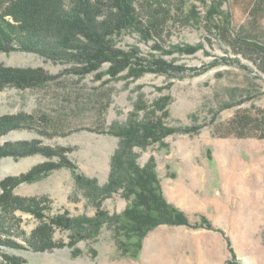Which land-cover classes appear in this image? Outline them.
<instances>
[{
	"label": "rangeland",
	"instance_id": "374dc122",
	"mask_svg": "<svg viewBox=\"0 0 264 264\" xmlns=\"http://www.w3.org/2000/svg\"><path fill=\"white\" fill-rule=\"evenodd\" d=\"M186 2L184 15H174L169 32L160 39L137 29L115 37L118 48L140 58L133 67L146 65L143 68L149 71L139 76L129 66L113 77L105 73L109 62L81 75L71 70L76 66L73 61H55L22 49L1 51L0 66L42 68L60 77L34 88L9 85L0 91V116H34L30 127L1 135L0 147L37 140L45 146L70 148L67 156L79 171L103 184L109 178L119 137L89 128L108 131L113 123L128 121L137 104L149 108L165 104L168 113L163 121L174 132L145 150L137 149L139 162L143 165L151 156L156 158L168 200L187 213L192 225L156 227L145 237L137 258L121 256L113 230L105 226L96 240L80 241L84 254L74 257L68 247L53 251L29 248L25 239L39 220L15 210L12 220L6 214L11 222L5 226H11L16 217L21 222L19 228H11L16 231L14 236L3 235L13 241L0 246V260L8 254L24 258V264H264V138L257 136L264 126L240 137L228 125L241 112L264 117L263 62L243 52L239 43L246 37L264 43V16L255 19L251 11L230 0ZM136 4L145 18L161 7L173 12L180 8L178 0H137ZM219 14L224 22L216 19ZM229 20L232 34L228 38L218 26ZM100 72L105 74L101 77ZM139 114L144 116V111ZM58 159L42 153L1 157L0 182ZM13 192L47 197L52 215L68 210L71 216H92L96 211L76 189L67 167L22 182ZM127 203L118 192L104 201V207L121 212ZM70 233L57 229L54 237L68 241ZM91 248L97 256H92Z\"/></svg>",
	"mask_w": 264,
	"mask_h": 264
},
{
	"label": "trees",
	"instance_id": "16d2710c",
	"mask_svg": "<svg viewBox=\"0 0 264 264\" xmlns=\"http://www.w3.org/2000/svg\"><path fill=\"white\" fill-rule=\"evenodd\" d=\"M230 2L241 4L246 11L253 13L255 19L264 16V0ZM136 3L137 0H0V52L22 49L40 53L55 61H73L76 66L71 70L81 75L96 71L105 62H109L110 67L105 73L113 77L129 66L132 73L139 76L149 70L143 68L145 64L133 67L134 63L139 64L140 58H135L136 54L133 52L118 48L115 37L137 29L149 37L160 39L165 32H169L167 27L174 15H184L187 2L178 0L180 8L175 12L172 8L161 7L151 12L147 18L140 13ZM220 15L216 19L223 21ZM231 16L232 11L229 12L230 19ZM230 23L229 20L227 24L218 26L223 37H231ZM209 30L211 31L210 28ZM239 39L240 36L236 41ZM239 43L243 52L258 56L264 65V43L247 37ZM159 63L152 62L150 65ZM105 73L100 72L99 75L102 77ZM58 77L60 76L50 74L42 68L0 66V91L9 85L34 88ZM136 108L128 121L123 124L115 122L108 131L89 128L119 137L118 147L111 158L109 178L103 184L98 178L79 171L78 165L67 156L70 148L45 146L37 140L10 142L0 147V158L33 153L59 158L58 161L44 162L24 174L9 176L0 182L3 190L0 194V246L4 242L12 243L11 238L4 239L3 235L9 237L12 233L14 236L16 231L13 232L12 229L19 228L21 219L17 217L13 221L14 225L5 226L6 223L10 224L15 210L30 213L39 220V224L25 239L29 248L35 251H53L68 247L74 257L84 254L78 243L82 240H96L105 226L113 230L121 256L137 258L145 237L156 227L163 224L192 225L187 213L168 200L157 170L156 158L151 156L143 165L139 162L140 154L137 149L145 150L174 132L163 121L168 113L165 104L149 108L141 103ZM140 111H144V116L140 117ZM158 111H163V115H159ZM42 119H47V116L42 115ZM33 121L32 114L0 116V136L15 128L30 127ZM228 125L238 131L235 132L237 136L245 137L253 135L264 126V117L241 112ZM257 136L264 138V132ZM61 167L71 170L76 189L82 191L96 209L94 215L71 216L68 210L52 215L47 197L14 194L13 189L18 184L39 180ZM118 192L128 201L127 206L121 212H111L104 207V201ZM6 214L11 216L10 221L6 220ZM57 229L70 230L69 240H57L54 237ZM20 233L23 232L20 230ZM91 253L93 257L97 256L96 249L91 248ZM24 263L25 259L17 255L3 254L0 260V264Z\"/></svg>",
	"mask_w": 264,
	"mask_h": 264
}]
</instances>
